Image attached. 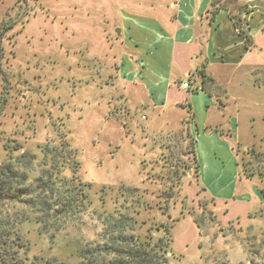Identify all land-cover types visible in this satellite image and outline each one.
Instances as JSON below:
<instances>
[{
    "label": "rangeland",
    "instance_id": "rangeland-1",
    "mask_svg": "<svg viewBox=\"0 0 264 264\" xmlns=\"http://www.w3.org/2000/svg\"><path fill=\"white\" fill-rule=\"evenodd\" d=\"M158 5V0H0V162L7 157L5 146L19 145L14 155H33V176L38 175L40 147L63 137L93 200L53 242L34 223L20 225L28 262L75 263L78 248L100 241L98 215L104 207L107 213L124 211L125 200L135 207L128 189H140L136 194L146 208L135 207L142 223L138 232L169 230L154 234L171 241L169 264H264V65L230 78L225 111L236 117L240 144L231 148L228 138L218 136L226 145L219 143L193 124L199 177L183 169L179 177L166 178L159 170L161 139L173 132L178 113L169 115L167 129L165 115L158 117L143 105L138 89L126 85L137 75L130 73L134 65L115 33L123 25L117 27L119 18H164L170 11ZM258 41L264 43V35ZM232 93L243 99L233 100ZM182 130L174 141L181 165L189 163L190 139ZM242 166L253 178H245Z\"/></svg>",
    "mask_w": 264,
    "mask_h": 264
},
{
    "label": "trees",
    "instance_id": "trees-1",
    "mask_svg": "<svg viewBox=\"0 0 264 264\" xmlns=\"http://www.w3.org/2000/svg\"><path fill=\"white\" fill-rule=\"evenodd\" d=\"M221 10L229 11L234 27L247 47L250 40L242 31L241 23V15L246 7L236 0H211L206 13L208 23H214ZM203 69L201 67L197 70L202 81L207 79ZM188 90L193 92L190 88ZM188 111L187 121L191 123L193 113ZM182 133L185 138H190L187 143L189 163L176 164L174 141L177 132L167 133L161 139L164 140L162 145L165 146V151H162L159 158V170L165 172L166 178L179 177L183 169H189L199 177L195 141L186 129ZM220 135L223 136V133L220 132ZM261 142L264 143V139ZM21 149L19 145L5 146L7 157L0 162V264H67L56 259L41 258L28 262L30 248L23 240L19 226L26 222L34 223L39 232L48 235L53 242L60 232L79 220L93 205L90 185L80 179L75 153L63 137L56 143L47 142L40 147L42 158L38 165L39 173L35 176V157L27 152L14 155ZM167 151L169 154H166ZM243 173L246 179L253 178V175L246 173L244 167ZM161 177L164 179L163 176L159 178ZM100 189V196L103 198L105 188ZM137 190L140 189H128V197L135 200V207L146 208L142 196L136 194ZM261 194L264 199L262 189ZM104 203L106 206L107 202ZM123 205L124 211L114 210L111 213H107L104 207L98 215L102 225L100 241L88 242L78 248L75 251L77 261L73 264H169L168 255H172L171 241L154 236L163 229L166 234L169 230L157 227L146 228L144 233L138 232L142 229V223L138 222L136 208L129 200H125Z\"/></svg>",
    "mask_w": 264,
    "mask_h": 264
},
{
    "label": "crops",
    "instance_id": "crops-1",
    "mask_svg": "<svg viewBox=\"0 0 264 264\" xmlns=\"http://www.w3.org/2000/svg\"><path fill=\"white\" fill-rule=\"evenodd\" d=\"M236 1L246 7L241 23L250 40L247 47L228 10L219 11L214 23H208L211 0H158V9L170 11L164 18L116 20L117 27L123 24L120 33L125 34L117 39L122 54L134 65L130 73L137 75L124 82L138 89L144 97L143 105L157 111L158 117L164 114L162 126L167 129L169 115L178 113V121L171 127L174 132L184 127L190 135L194 124L214 135L219 143L226 145L218 136L228 138L231 148L241 141L236 117L225 111L230 100L225 95L232 92L227 89L229 82L240 70L249 74L264 65V43L258 41L264 35V0ZM201 67L207 77L203 81L197 73ZM184 83L193 92L183 89ZM239 98L243 96H234L233 100ZM188 110L193 113L191 123L184 122L189 118Z\"/></svg>",
    "mask_w": 264,
    "mask_h": 264
},
{
    "label": "built area",
    "instance_id": "built-area-1",
    "mask_svg": "<svg viewBox=\"0 0 264 264\" xmlns=\"http://www.w3.org/2000/svg\"><path fill=\"white\" fill-rule=\"evenodd\" d=\"M182 88L187 90L190 87H189V84L188 83H184V84H182Z\"/></svg>",
    "mask_w": 264,
    "mask_h": 264
},
{
    "label": "water",
    "instance_id": "water-1",
    "mask_svg": "<svg viewBox=\"0 0 264 264\" xmlns=\"http://www.w3.org/2000/svg\"><path fill=\"white\" fill-rule=\"evenodd\" d=\"M115 33L117 34V36H119V35H120V31H119L118 29L116 30V32H115ZM186 174H188V175H189V174H190V170H188V169H187V170H186Z\"/></svg>",
    "mask_w": 264,
    "mask_h": 264
}]
</instances>
